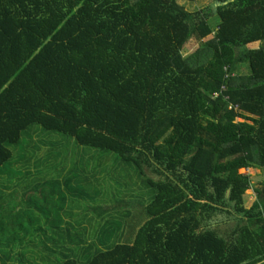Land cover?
<instances>
[{"label":"trees","instance_id":"1","mask_svg":"<svg viewBox=\"0 0 264 264\" xmlns=\"http://www.w3.org/2000/svg\"><path fill=\"white\" fill-rule=\"evenodd\" d=\"M214 1L216 28L179 0H0V166L39 125L155 193L133 242L63 264H264V187L247 210L242 172L264 169V0ZM229 207L238 237L202 230Z\"/></svg>","mask_w":264,"mask_h":264},{"label":"rangeland","instance_id":"2","mask_svg":"<svg viewBox=\"0 0 264 264\" xmlns=\"http://www.w3.org/2000/svg\"><path fill=\"white\" fill-rule=\"evenodd\" d=\"M179 4L196 21L205 18L216 28L218 2ZM213 39L214 35L204 43ZM201 45L192 39L183 56ZM260 47L261 43L247 46ZM240 73H248L247 67ZM9 152L10 159L0 166V264H63L68 258L86 263L97 249L133 242L132 234L146 222L145 209L155 193L145 186L138 168L117 154L80 145L39 125L23 133ZM242 172L251 179L252 188L244 197L250 210L258 199L256 190H263L264 169ZM224 211L204 221L202 230L236 238L244 216L231 207Z\"/></svg>","mask_w":264,"mask_h":264},{"label":"crops","instance_id":"3","mask_svg":"<svg viewBox=\"0 0 264 264\" xmlns=\"http://www.w3.org/2000/svg\"><path fill=\"white\" fill-rule=\"evenodd\" d=\"M213 1V0H212ZM256 44H258V43H256ZM253 45V44H252Z\"/></svg>","mask_w":264,"mask_h":264}]
</instances>
